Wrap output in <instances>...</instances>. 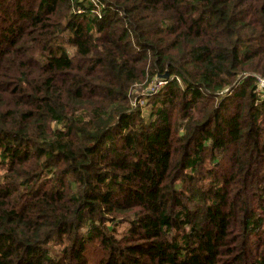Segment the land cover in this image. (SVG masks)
Instances as JSON below:
<instances>
[{
  "label": "trees",
  "instance_id": "1",
  "mask_svg": "<svg viewBox=\"0 0 264 264\" xmlns=\"http://www.w3.org/2000/svg\"><path fill=\"white\" fill-rule=\"evenodd\" d=\"M257 75L264 0H0V264H264Z\"/></svg>",
  "mask_w": 264,
  "mask_h": 264
},
{
  "label": "built area",
  "instance_id": "2",
  "mask_svg": "<svg viewBox=\"0 0 264 264\" xmlns=\"http://www.w3.org/2000/svg\"><path fill=\"white\" fill-rule=\"evenodd\" d=\"M168 79L169 78L160 77L159 75L155 76L152 80L149 81L143 92L147 94L158 92L165 86V84L168 82ZM256 79L257 91L262 97H264V76L257 75ZM178 80L180 81V79Z\"/></svg>",
  "mask_w": 264,
  "mask_h": 264
},
{
  "label": "rangeland",
  "instance_id": "3",
  "mask_svg": "<svg viewBox=\"0 0 264 264\" xmlns=\"http://www.w3.org/2000/svg\"><path fill=\"white\" fill-rule=\"evenodd\" d=\"M136 92H139L138 90H136ZM120 228H121V230H124V229H126L127 228V226H126V224H123V225H121L120 226ZM52 249H53V247H52Z\"/></svg>",
  "mask_w": 264,
  "mask_h": 264
},
{
  "label": "water",
  "instance_id": "4",
  "mask_svg": "<svg viewBox=\"0 0 264 264\" xmlns=\"http://www.w3.org/2000/svg\"><path fill=\"white\" fill-rule=\"evenodd\" d=\"M160 77H164V78H168L169 77V73L163 74V75H159Z\"/></svg>",
  "mask_w": 264,
  "mask_h": 264
}]
</instances>
